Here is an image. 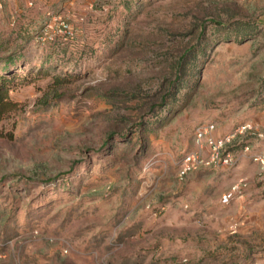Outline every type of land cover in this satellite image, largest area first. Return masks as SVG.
Returning <instances> with one entry per match:
<instances>
[{"label": "rangeland", "instance_id": "374dc122", "mask_svg": "<svg viewBox=\"0 0 264 264\" xmlns=\"http://www.w3.org/2000/svg\"><path fill=\"white\" fill-rule=\"evenodd\" d=\"M69 6L62 46L0 16L18 102L0 122V264H264L257 163L235 146L230 166L177 174L199 122L264 134V0Z\"/></svg>", "mask_w": 264, "mask_h": 264}, {"label": "built area", "instance_id": "2783aa9c", "mask_svg": "<svg viewBox=\"0 0 264 264\" xmlns=\"http://www.w3.org/2000/svg\"><path fill=\"white\" fill-rule=\"evenodd\" d=\"M2 6L3 2L0 0V8ZM77 33V28L68 18L61 13L54 14L48 9L44 20L34 32L33 39L38 44H64L74 40ZM215 129L216 126L211 121L199 122L195 125L194 147L183 154L178 167V176L183 177L199 168L230 166L236 161L234 147L240 146L242 151L257 163L264 178V146L256 149L251 139L264 138L263 131L247 121L237 124L230 132L224 134H216ZM247 187L246 178L235 179L221 194V202L229 203L233 199L242 197Z\"/></svg>", "mask_w": 264, "mask_h": 264}, {"label": "crops", "instance_id": "0c3cea01", "mask_svg": "<svg viewBox=\"0 0 264 264\" xmlns=\"http://www.w3.org/2000/svg\"><path fill=\"white\" fill-rule=\"evenodd\" d=\"M3 6L0 8V16L4 14L12 25L16 22L26 23L32 26H38L45 18L48 9L54 14L60 13L62 9L73 8L72 5L79 3L88 4L91 0H1ZM82 6V5H79ZM74 9V8H73ZM65 11V10H64ZM63 11V12H64ZM76 13L73 11L72 15ZM9 21V22H10ZM40 26V25H39Z\"/></svg>", "mask_w": 264, "mask_h": 264}, {"label": "trees", "instance_id": "16d2710c", "mask_svg": "<svg viewBox=\"0 0 264 264\" xmlns=\"http://www.w3.org/2000/svg\"><path fill=\"white\" fill-rule=\"evenodd\" d=\"M74 40L64 42V44H47L62 46L73 42ZM16 80L17 74L11 73V70L8 67V62H5L0 66V122L7 118L10 113L17 108L18 102L10 96V91L14 89Z\"/></svg>", "mask_w": 264, "mask_h": 264}]
</instances>
